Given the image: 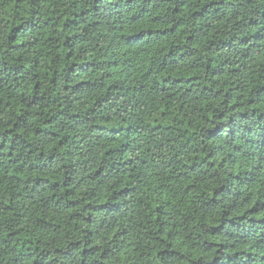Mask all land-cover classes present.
I'll return each mask as SVG.
<instances>
[{
    "label": "trees",
    "instance_id": "1",
    "mask_svg": "<svg viewBox=\"0 0 264 264\" xmlns=\"http://www.w3.org/2000/svg\"><path fill=\"white\" fill-rule=\"evenodd\" d=\"M0 264H264V0H0Z\"/></svg>",
    "mask_w": 264,
    "mask_h": 264
}]
</instances>
